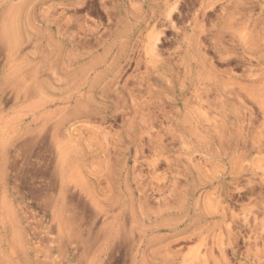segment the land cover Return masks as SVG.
<instances>
[{"label":"rangeland","instance_id":"obj_1","mask_svg":"<svg viewBox=\"0 0 264 264\" xmlns=\"http://www.w3.org/2000/svg\"><path fill=\"white\" fill-rule=\"evenodd\" d=\"M49 262L264 264V0H0V264Z\"/></svg>","mask_w":264,"mask_h":264},{"label":"bare ground","instance_id":"obj_2","mask_svg":"<svg viewBox=\"0 0 264 264\" xmlns=\"http://www.w3.org/2000/svg\"><path fill=\"white\" fill-rule=\"evenodd\" d=\"M47 262H48V261H47ZM55 262H56V259H55ZM49 263H50V262H49ZM49 263H48V264H49ZM50 264H51V263H50Z\"/></svg>","mask_w":264,"mask_h":264}]
</instances>
